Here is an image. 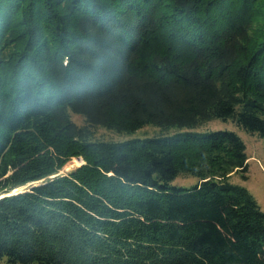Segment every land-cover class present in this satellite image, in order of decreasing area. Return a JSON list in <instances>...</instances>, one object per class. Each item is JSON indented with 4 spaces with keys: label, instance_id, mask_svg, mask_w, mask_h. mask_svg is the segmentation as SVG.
<instances>
[{
    "label": "trees",
    "instance_id": "16d2710c",
    "mask_svg": "<svg viewBox=\"0 0 264 264\" xmlns=\"http://www.w3.org/2000/svg\"><path fill=\"white\" fill-rule=\"evenodd\" d=\"M217 117L264 137V0H0V259L264 264L246 142L191 129Z\"/></svg>",
    "mask_w": 264,
    "mask_h": 264
},
{
    "label": "rangeland",
    "instance_id": "374dc122",
    "mask_svg": "<svg viewBox=\"0 0 264 264\" xmlns=\"http://www.w3.org/2000/svg\"><path fill=\"white\" fill-rule=\"evenodd\" d=\"M73 119L79 124L84 123L82 114L72 112ZM198 131L208 130H233L236 131L246 142L248 158V167L246 171H238L231 176V180L246 186L252 194L256 197L257 201L264 210V137L259 133H252L245 130L233 118H212L200 125L191 128ZM163 130L158 126L147 124L133 132H116L103 126L95 128V136L104 139L125 140L134 137H144L148 135L161 133ZM170 131H173L171 129ZM81 160L77 157L72 158L61 171H69L76 165L80 164ZM198 182V177L195 175H178L173 184L181 186H192ZM0 264H7V257L4 256L0 259Z\"/></svg>",
    "mask_w": 264,
    "mask_h": 264
},
{
    "label": "water",
    "instance_id": "95a60500",
    "mask_svg": "<svg viewBox=\"0 0 264 264\" xmlns=\"http://www.w3.org/2000/svg\"><path fill=\"white\" fill-rule=\"evenodd\" d=\"M77 158L81 160V163L84 162V160H83V158H82L81 156H79V157H77ZM81 163H80V164H81ZM17 189H21V188H17Z\"/></svg>",
    "mask_w": 264,
    "mask_h": 264
},
{
    "label": "bare ground",
    "instance_id": "6f19581e",
    "mask_svg": "<svg viewBox=\"0 0 264 264\" xmlns=\"http://www.w3.org/2000/svg\"><path fill=\"white\" fill-rule=\"evenodd\" d=\"M15 190H18V189H15Z\"/></svg>",
    "mask_w": 264,
    "mask_h": 264
}]
</instances>
